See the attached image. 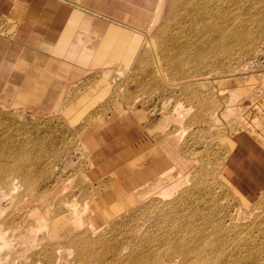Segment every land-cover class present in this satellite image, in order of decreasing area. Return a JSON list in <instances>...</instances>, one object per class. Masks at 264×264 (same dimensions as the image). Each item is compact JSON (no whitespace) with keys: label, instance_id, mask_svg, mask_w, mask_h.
<instances>
[{"label":"rangeland","instance_id":"rangeland-1","mask_svg":"<svg viewBox=\"0 0 264 264\" xmlns=\"http://www.w3.org/2000/svg\"><path fill=\"white\" fill-rule=\"evenodd\" d=\"M0 174V264H264V0H0Z\"/></svg>","mask_w":264,"mask_h":264},{"label":"bare ground","instance_id":"bare-ground-1","mask_svg":"<svg viewBox=\"0 0 264 264\" xmlns=\"http://www.w3.org/2000/svg\"><path fill=\"white\" fill-rule=\"evenodd\" d=\"M165 2H166V1H165ZM181 4H182V3H181ZM183 4H184V3H183ZM183 4H182V5H183ZM118 6H119V5H118ZM110 7H111V6H110ZM113 7H114V6H113ZM113 7H112V8H113ZM119 8H120V7H119ZM120 9H121V8H120ZM92 11H93V10H92ZM159 12H160V11H159ZM122 14H123V13H122ZM159 14H160V13H159ZM120 16H121V15H120ZM157 18H158V17H157ZM153 25H154V24H153ZM112 41H113V40H112ZM112 43H113V44H116L115 41H113ZM9 178H10V177H9ZM9 178H8V176H6V174H5V175H4V174H0V184H2L4 187L6 186V187H8V188H12L14 182H13L12 180H9ZM15 180H16V179H15ZM0 187H1V186H0ZM1 188H2V187H1ZM7 190H8V189H7ZM2 191H3V190H2ZM10 191H11V190H9V192H10ZM3 192H4V191H3ZM7 193H8V191H7ZM7 193H6V194H7ZM4 194H5V193H4ZM10 194H11V193H10ZM55 198H56V197H55ZM110 208H112V207L109 206V209H110ZM38 211H39V210H38ZM106 212H108V209H106L105 212L102 213V215H104ZM100 214H101V213H100ZM100 214H99V216H101ZM42 216H43V215H42ZM99 216H98V218H101V217H99ZM107 218H108V217H107ZM41 219H42V218H41ZM43 219H44V218H43ZM38 220H39V219H38ZM96 222H97V221H96ZM98 222H99V221H98ZM99 223H100V222H99ZM40 227H41V226H40ZM42 227H43V226H42ZM17 228H18V227H17ZM35 228H36V227H35ZM25 230H26V229H25ZM40 230H41V228H40ZM29 231H30V230H29ZM33 231H34V230H33ZM182 235H183V234H182ZM174 236H175V235H174ZM180 236H181V235H180ZM183 236H184V235H183ZM184 237H185V236H184ZM164 239H165V238H164ZM178 239H179V237H178ZM0 240H1V239H0ZM168 240H169V239H168ZM175 240H176V239H175ZM179 240H181V238H180ZM199 240H200V239H199ZM199 240H196V241L198 242ZM170 241H171V240H170ZM183 241H185V239H184ZM183 241H182V243H183ZM190 241H192V240H190ZM190 241H189V242H190ZM194 241H195V240H194ZM194 241H193V242H194ZM201 241H202V240H201ZM165 242H167V241H165ZM168 242H169V241H168ZM171 242H172V241H171ZM173 242H174V241H173ZM177 242L179 243V241H177ZM185 242H186V241H185ZM193 242H192V243H193ZM202 242H203V241H202ZM202 242H201V243H202ZM174 243H175V242H174ZM192 243H191V244H192ZM167 244L170 245V242L167 243ZM175 244H176V243H175ZM180 244H181V243H180ZM180 244H179V245H180ZM184 244H185V243H184ZM191 244H190V245H191ZM193 244H194V243H193ZM197 244H198V243H197ZM187 245L189 246V244H187ZM200 245H201V244H200ZM200 245H199V246H200ZM202 245H203V244H202ZM202 245H201L200 248H202ZM165 246H167V245H165ZM171 246H172V245H171ZM191 246H192V245H191ZM195 246H196V244H195ZM157 247H158V246H157ZM175 247H176V245H175ZM193 247H194V246H193ZM160 248H161V247H160ZM163 248H164V247H163ZM197 248H198V247H197ZM155 249H156V248H155ZM171 249H173V248H171ZM171 249H170V250H171ZM184 249H185V248H184ZM187 249H189V248H187ZM194 249H195V247H194ZM194 249H193V250H194ZM156 250H157V249H156ZM176 250H177V249H176ZM176 250H174V251H175L174 253H177ZM180 250H182V249H180ZM200 250H201V249H200ZM158 251H159V249H158ZM161 251H162V250H161ZM178 251H179V250H178ZM183 251H184V250H183ZM185 251H187V250L185 249ZM189 251H191V250L189 249ZM189 251H187V252H189ZM195 251H196V249H195ZM179 252H181V251H179ZM193 252H194V251H193ZM196 252H197V251H196ZM198 252H199V248H198ZM163 253H164V252H163ZM166 253H167V249H166ZM168 253H169V252H168ZM174 253L172 252V254H174ZM185 253H186V252H185ZM185 253H184V254H185ZM201 253H202V252H201ZM201 253H199V254H201ZM161 254H162V253H161ZM170 254H171V253H170ZM157 255H158V254H157ZM166 255H167V254H166ZM166 255H165V256H166ZM168 255H169V254H168ZM174 255H175V254H174ZM174 255H173V256H174ZM196 255H197V254H196ZM162 256H163V255H162ZM170 256H171V255H170ZM178 256H179V255H178ZM158 257H160V256H158ZM168 257H169V256H168ZM198 257L200 258V256H198ZM198 257H197V258H198ZM163 258H165V257H163ZM180 258H183V257L180 256ZM186 258H187V257H186ZM188 258H190V256H189ZM199 258H198V259H199ZM187 260H188V259H187ZM187 260H185V261H187ZM180 261H181V259H180ZM158 262H160V261H158ZM158 262H156V263H158ZM193 262H194V261H193ZM195 262H196V261H195ZM156 263H155V264H156ZM197 263H198V262H197ZM158 264H159V263H158ZM182 264H184V263L182 262ZM189 264H190V263H189Z\"/></svg>","mask_w":264,"mask_h":264}]
</instances>
